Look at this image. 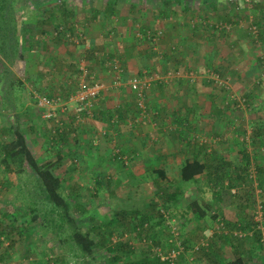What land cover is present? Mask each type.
Instances as JSON below:
<instances>
[{"label": "crops", "instance_id": "1", "mask_svg": "<svg viewBox=\"0 0 264 264\" xmlns=\"http://www.w3.org/2000/svg\"><path fill=\"white\" fill-rule=\"evenodd\" d=\"M175 1L167 9L163 8L159 0H94L93 5L87 4V0H85L83 9V7L78 8L82 4L80 3L81 0H65L62 1L64 10L60 13L69 15L67 21L65 20L67 26H56V24L52 26V29L55 27V30H49L46 28L45 23L41 21L44 19L36 16L33 25L38 34L32 38L30 36H20L21 47L27 51L24 53V50H22L20 59L15 62V70L10 65V71H13L14 84L12 87L11 84H8L10 89L5 93L4 89H0V95L3 91V94L7 96L15 94L14 98L20 99V95L23 96L22 87L26 89L28 86V95L31 94L34 103L35 98L39 96L61 99L60 96L62 95L64 99L61 100L69 101V97L74 92L72 81L75 76L77 78V67L82 61L87 64L90 81L102 82L105 86L92 103L93 115L91 112L87 114L82 109L80 111L83 119L81 127H75L72 130L74 134L85 132V141H87L88 147L93 152L83 151L88 155L86 171L93 176L101 177L95 179L97 180L95 181L97 191L100 189L106 190L110 185L109 183L114 181L121 172H125L126 176H147L149 179L152 174H155L159 181V187L164 193H167L168 190L166 189L172 186V182L174 185L179 184L180 186L189 182L198 184L200 179H203L202 177L207 179L205 177L206 171L200 174L196 180L183 182L180 179L181 167L186 162L204 160L205 156L209 155L206 154L210 150L209 148L213 147V150L218 151L215 155L219 154V142L212 147L208 145H210L211 139L220 134L217 132L214 137H206L204 134L210 126L208 124H211L209 116L214 119L223 117V119L218 118L219 122L226 121L228 118L225 117L231 113L229 111H234L231 109L232 103L227 105L225 97H223L222 105L217 107L216 102H213V105L203 108L201 112L204 115L199 116L200 109H195V107H198L196 101L199 97L207 100L206 92L210 96L215 93L213 91H210V93L209 91H202L206 87H212L208 82L210 80L205 75V71L213 70L220 74L222 69L227 67L229 71H232V77L238 78L240 76L236 75V72H239V69L245 71V68L240 66L239 62L242 55L246 54L231 52L229 53L231 60L228 57L226 58L225 54L216 55V50L224 53L226 51H223V49L225 47L229 49L231 44L227 45L224 42L225 38H223V42L220 41L219 34L207 37L204 35L206 31L209 33V30L215 31L217 29L221 31L216 24L220 27L223 22L216 23L209 19V25L204 26L203 21L196 18L195 4L188 3L187 6L183 7L180 3L178 5L177 0ZM49 3L52 4L53 2ZM206 10L209 11L208 8ZM215 10L217 9L214 8L213 11ZM48 12L49 23L54 20L57 23L61 21L60 13L56 12V9L53 8ZM208 13L211 15L210 11ZM228 14L226 10H217L213 18L217 19L220 15L229 17ZM232 17L230 16V21H232ZM200 21H202L201 24ZM193 22L197 24L192 27ZM149 29L162 32L158 54L150 49L149 43L143 35H140L141 38L136 36L138 32L144 33ZM60 31L58 38L57 34ZM224 32L229 31L225 30ZM108 33L112 34L109 35ZM66 34L70 37H77L78 34H81L83 40L80 42L69 40L65 37ZM228 35L224 36L228 37ZM202 36L204 42L197 40L198 37ZM234 38H236V35H233L232 39L234 40ZM256 44L250 43L248 45L250 52L256 47ZM261 44L264 45V42L262 41ZM197 48L205 50L199 60H197ZM262 49H264V46ZM256 52L258 53L257 49ZM247 54L249 55V53ZM259 55L257 54L259 57L257 58V67L256 64L253 65V71L256 72L254 77L260 79L263 77L262 79H264V68H261V64L264 66V58L261 59V57H264V53ZM220 57L224 58L225 63H227V60L230 64H225ZM109 59H117L123 69L119 76L118 85L113 86L115 72L107 67ZM196 61H200L197 67ZM198 68L199 70H197ZM191 72H193V76H191ZM233 73L236 74L233 75ZM147 75L148 77L160 78V82L152 80L148 89L145 90V110L149 114L146 118H141V109L138 107L135 94L137 89L129 83V80L134 76L146 77ZM222 78L228 79L224 76ZM164 79H167V83L163 81ZM210 96L207 97L213 99ZM240 98L244 99L243 96H240ZM18 106L21 108L22 102ZM234 107L236 105L232 106V108ZM19 108L15 107L17 114L13 113L18 120L20 119L18 117V115L20 116ZM6 110L8 112L2 113V115L7 116L13 122L11 117L13 115L9 114L10 109ZM26 110L27 106L25 105L23 111ZM193 111H195V117L189 119L187 116ZM198 119L203 120L204 123L199 122ZM257 126L258 129H264L262 123H258ZM83 128L84 131H82ZM201 134L202 137H200ZM198 137H204L208 145L201 143ZM220 139L225 140L222 137ZM263 140L264 136L260 137L259 135L256 137L257 143L261 145L259 147L261 152L264 150ZM81 141L84 140L81 139ZM202 142H204L203 139ZM220 155H223V153H220ZM253 156H255V160ZM249 157L250 161H255L257 166L263 169L262 175L264 177V152L261 154L255 152L250 154ZM174 170H178L179 179L177 181H172L170 177ZM124 182H126V179H124ZM206 183L212 186L208 181ZM260 185L262 187L259 188L258 185L257 187L261 190L264 198V181ZM175 191H177L176 188L172 192ZM193 201L188 202V207ZM247 201L248 199L245 198L239 204L224 202L219 206L221 211L216 210L215 213H221L222 218L226 220L231 229L238 225H241L240 227L245 226L244 223H247L248 215L253 211L254 206L251 207ZM197 203L201 208H205V206L210 208L207 203ZM260 203L264 209V199L258 200V205H255V207L260 206ZM230 204L233 207H229ZM236 207L239 209L238 215L233 214ZM189 211L195 217L191 208H189ZM198 222L204 223L203 219ZM181 224V228H183V223ZM196 224L194 228L193 225L187 227V230L191 232L190 242L197 241L198 237L202 235H205V239H207L206 237L210 235L205 225ZM198 226L206 228L201 231ZM183 229L187 235V230ZM193 237H195L194 240ZM230 237L231 235L226 237L222 235L220 242L216 244V240L210 235L208 243L214 252H208V261L218 264L219 261L230 260L225 252V249H228L227 247L230 246L231 249V245L232 248L235 246L234 242V244L230 242L233 240ZM251 244L250 241L248 244L245 243V248H254L250 246ZM243 249L241 251V248L237 249L235 247L231 250L238 257L242 254ZM216 252H220L223 259L220 257L219 260H216L214 258ZM205 260L201 263L205 264Z\"/></svg>", "mask_w": 264, "mask_h": 264}, {"label": "rangeland", "instance_id": "2", "mask_svg": "<svg viewBox=\"0 0 264 264\" xmlns=\"http://www.w3.org/2000/svg\"><path fill=\"white\" fill-rule=\"evenodd\" d=\"M62 1L64 2L65 0H16L11 8L7 9L8 7H5L4 19H8V17H10L9 14L12 12L15 19L16 32L19 35L30 36L32 38L38 34L37 31H35V26L33 25L36 16L44 19L41 21L45 23L46 28L49 30H51L52 26L56 24V26H67L66 21L69 18V15L63 13V16L60 13V11L64 10ZM49 2L53 3L50 4ZM83 2L85 3V0H81L80 3L82 4L81 6H78V8L83 6L85 7ZM88 3L93 5L94 0H87V4ZM194 3V10L197 11L196 18L202 20V24L204 26L209 25V19L218 23L221 18L224 17L223 15H220L219 17L221 18H213L214 13L217 10H226L230 16H233L231 21L232 24H230L228 29L229 32H224L222 34L221 31L215 29V31L209 30L208 33V31L205 30L206 34L204 36L207 37L219 34L220 41L223 42V38H225L224 42H226L227 45L231 44L229 49L226 47L223 49V51H226L224 53L216 50V55L225 54V57H228V59L231 60L229 57V53L231 52L246 54L244 56L242 55L239 62V65L243 66L245 71H241L239 69L240 73H233V75L236 74L240 77L233 78L231 74L232 71H229L227 67L222 69L221 73L219 74L220 79L217 80V83L212 85V87H206L202 90L205 92L209 91V93L210 91H213L215 93L210 96V94L207 95L206 92L207 100H203V98L199 97L196 101L198 107H195L196 110L200 109V112H198V115L200 116L204 115L201 112L202 109L208 108L211 104L213 105V102H216L217 107L222 105L223 97H225L227 105L231 103L232 106L236 105V107H234L235 109L231 106V109L234 111H229L231 113L229 115L227 114L225 117L228 118L226 121L222 120L223 117H216V119H214L209 116L211 124L209 122H205L209 123L208 125L211 126L208 127V130L204 134L206 137H214V134H217V132L220 134L210 140V145L206 143L204 137H198V139H200L201 143H205L210 147L219 142L220 144L218 148L220 151L219 154L216 155L223 153V155H225V160H232L233 163H237L239 159V150L244 152L246 151L249 153V155L254 154L255 152L257 154L264 152V150L262 152L261 150L259 151V147H261V145L257 143L255 138L257 137L255 136L256 134H258V136L260 135V137L264 136V129H261L260 134L259 130H257L258 123H262L264 127V79L259 81L260 78H255L254 76H256V72L253 71V65L256 64V67L258 65L257 58L259 57L257 54L259 55L260 53H264V49H262L264 45L261 44L262 41L264 42V0H214L213 4L217 6V10L213 11V9H210L209 11L211 15L208 13L209 11L205 9L204 5H202V3H206V1H197ZM53 8L54 10L56 9V12L60 13L59 15L61 21L59 23H57L56 20L49 23L47 14H49L48 11ZM202 21L199 23L201 24ZM195 24L197 23L193 22L192 27L195 26ZM258 25H260V32L258 36L256 34V37L253 38L251 34L252 27H255L256 30H258ZM216 26L218 27V24H216ZM219 28H221V26ZM108 34L110 35L112 33ZM226 34H229L228 37L224 36ZM231 35L232 37L233 35H236V38L233 40ZM197 40L204 42L203 36L198 37ZM250 43H257L252 52H250L248 49V45ZM20 45L22 44L20 43ZM256 49L258 50V53L256 52ZM23 50L24 53L27 51L26 49ZM248 50L249 52H247ZM203 53H205L204 49L197 48V60H199V57L202 56ZM247 53H249V55ZM220 58L225 63L224 58ZM226 62L227 63L225 64H230V62L227 60ZM199 63L200 61H196V67ZM11 66L15 70V66ZM6 67L8 70H10V64H6ZM197 70H199V68ZM191 73V76H193V72ZM205 75L209 77L208 71H205ZM223 76L227 77L228 79L223 80ZM13 78L14 76L8 77L3 83L1 81L0 89H4V93L10 89L8 82H12L11 87L13 86ZM210 78L211 76L208 79ZM76 83L77 78L75 76L72 81V85L74 86L73 91L76 89ZM22 88L23 96L20 95L22 102L21 108L18 106L19 103L21 104L20 99L14 98L15 94H10L7 96L6 94H3L2 91V95H0V144L14 140V132L19 130L26 141L27 147L30 149L38 162L47 160L49 158L54 159L56 154L62 157L60 160L61 167L58 169V171H54L53 173L59 174L62 178L63 197L69 198L70 195L74 196L75 191L78 190L79 192L78 195L80 196H78V202L74 204L73 208L69 210L70 215L76 219V224L78 227L80 226L84 229H89V226H91L92 223V216L98 220L109 222L111 219L113 220L111 214L115 211L124 209L130 211L132 209L144 210L154 216L152 219L153 224L157 221L161 223V225L155 224L154 228L158 232L156 234L159 236V239L160 237L162 238L161 244L163 249H166V245L165 242L163 243V240L168 238V234L172 231L171 225L170 223L167 224L170 226V228L169 226L164 228L162 227L163 217L157 218L156 211L150 210V207L147 206L149 201H153L157 205L158 210L162 208L165 211L164 213L167 216L166 221L168 222L174 219L173 222H175V224L178 226L182 225L181 223H183V228L186 230L190 225H193L194 228L197 225L196 223H200L203 226L205 225L208 228L209 234L211 233L210 235L212 238L216 240V244L220 242L222 235L226 237L228 235L233 236L235 233H238V236L242 237V240H246L244 235L251 236L250 231L245 230V232H238L236 229H234L235 227L232 229L229 228L230 225L224 219H222L220 222L222 223L221 226L218 224V226L215 227L213 223H210L209 218L210 215L214 213V211H221L219 206H221L222 203L230 202L232 204L235 202L233 197L235 196L234 193H237V191L249 189V191L253 193L256 191L255 194L259 192L258 189L253 190L250 185H245L243 188L241 181H238L237 184V186L240 184V188H230L231 184H229L227 181H224L221 187L215 188L206 183L207 179L202 177L203 179H200V183L198 184L189 182L187 184H181L180 186L179 184L174 185L172 182V186H169L168 189H166L168 190L167 193H164L158 191L159 181L155 174H152L149 179L147 176H126L125 172H121L120 175L114 179V181L109 183L110 185L106 190H95V179H97L98 176H93L89 174L88 171H86L88 155L83 153V151L86 150L90 153L93 152L91 151V148L88 147L89 145L87 144V141H85V132H80L78 134H74V132H72L75 127H81L83 120L80 110H78L77 104L74 101L62 100L65 102V105H63V108H65L64 112L56 111V115L53 118L47 119L44 117L46 111L42 109L39 110L40 108L37 105L36 98L34 103L31 94L30 96L28 95V86L26 87L28 90H26L25 87ZM207 96L213 97V99H209ZM240 96H243L245 100L240 98ZM60 97L61 99H64L62 95ZM25 105L27 106V110L24 112L23 108ZM15 107L17 109L19 108V120L16 115H13V113L17 114ZM6 109H10L9 114L13 115L11 116L13 122L10 120V118H7V116L4 117L2 115V113L8 112ZM195 111L190 112L187 117H189V119L195 117ZM148 114L149 113L147 110H145V113L140 117L146 118ZM24 115L25 117L23 118ZM218 118H222L220 119L222 121L219 122ZM198 120L199 122L204 123L203 120ZM82 131H84V128ZM202 136L203 135L201 134L200 137ZM221 137L225 138V140L222 141L220 139ZM81 139L84 141H81ZM202 139L204 142H202ZM209 149L210 150H208L206 154H210L212 152L214 154L216 152L218 153L216 149V151L213 150V147ZM253 159L255 160V156H253ZM251 163L253 164L251 165L252 167H254V165L255 168L257 167L255 161H251ZM158 164H160V162H158ZM236 166L237 165H235L233 170L229 168L228 172L233 171V173H237V170L235 169ZM170 177L172 181H177L179 179L178 170H174V173ZM112 178L114 177L112 176ZM124 179H126V182H124ZM3 181L6 182L5 187L2 186ZM255 182H252L253 187H257ZM0 186H2L0 187V221L3 222L1 228L5 230V227L7 229L15 222V229L12 230L11 235L13 239L12 241H14L12 246H10L11 244H9V240L5 241L2 237H0V255H4V258L0 260V264H43V262L40 261H45L46 264H65L63 261L64 257H61V253H59L61 244L58 243L57 234L55 232L62 231L63 233H69L70 230L65 221L62 226H57L56 223H60L61 220L58 219L59 216L56 212L51 211V205H49L40 194L36 177L27 168H25V166L24 170H22L20 173H14L12 171H6L5 167L0 165ZM132 188L134 189L131 190ZM175 188L178 192H172ZM215 192L218 193V196L214 194ZM255 194L253 195L254 201L258 202V200L264 199L263 195L260 197V199H258V196H255ZM244 197L245 196L242 195L241 200H244ZM193 200L199 202V204L207 203L210 206V210L208 212L206 211V215H204V223L198 222L199 219L193 217L189 211L188 204ZM81 204H84V207ZM231 204L229 207H233ZM30 209H36L40 215V218L35 223H32L30 226H28L29 223L27 220H29L30 217L28 215L24 216V214L20 213L19 211L25 210V213L28 214ZM202 210H205V208ZM238 210L239 209L236 207V210L233 211V214L238 215ZM2 212H5L4 217L1 215ZM218 215L222 217L221 213H218ZM116 218L121 219L120 217ZM190 219L192 221H189ZM53 221L55 224L52 225L51 222ZM161 227L163 228V231L160 230ZM183 228L181 230L185 234V230ZM164 229H166V232ZM118 233V238L122 239V231L119 230ZM118 233H116V235ZM187 233V236L190 237L191 232L187 230ZM67 236L68 234L59 236V238H61L62 241L67 242ZM169 241H173V238H170ZM229 247H227L228 249H225V252L229 256L230 260L225 262L219 261L218 264H230V262L234 260V257H237V255L231 250L232 248L230 249ZM191 257L192 256L187 258L188 263L183 261L181 263L202 264L197 262L196 259L192 260ZM220 257V252H216L214 258L217 259ZM208 260L209 258L205 260V264H212V262ZM203 261L204 260L202 259V262ZM254 264H264V252L258 255V260L256 259Z\"/></svg>", "mask_w": 264, "mask_h": 264}, {"label": "trees", "instance_id": "3", "mask_svg": "<svg viewBox=\"0 0 264 264\" xmlns=\"http://www.w3.org/2000/svg\"><path fill=\"white\" fill-rule=\"evenodd\" d=\"M15 1L16 0H0V79L2 82H4L8 77L13 76V72L7 69L6 64L14 66L16 60L20 59L21 52L24 49L20 45V43H22L20 40V36L22 37V35H19L16 32L15 19L12 12L9 14L10 17H8V19H4L5 7L7 6V9L11 8ZM159 1L162 3L163 8L167 9L170 7V5L176 2L175 0ZM197 1H206V3H202L205 9H217V6L213 4L214 0H177V3L178 5L180 3L183 7H185L188 3L195 4L194 2ZM224 18L226 19L224 20ZM219 22H223L221 25L232 24V22L230 21V15L229 17H225L224 15V17L221 18ZM260 25L257 26V36L260 32ZM220 30L222 34L225 31V29ZM60 33L61 31L57 34V37ZM253 38L255 37L253 36ZM263 58L264 57H261V59ZM109 61L110 59L108 60V62ZM261 68H264L262 64ZM208 72L213 73L218 77V79H220V75L217 72L213 70ZM159 80L160 78H157V80L155 81L160 82ZM209 80L210 81L208 82H210L211 85H215L217 83V81H215L212 77ZM261 80L263 79H260L259 81ZM8 84L10 85L12 84V82H8ZM136 99L138 103L137 96ZM258 130L260 134L261 129L259 128ZM255 136H258V134H256ZM238 156V162L233 163L232 160H225V157L223 155H215L212 152L209 155L205 156V158L203 157L204 160L202 161L193 160L190 162H186L180 169V179L183 182L196 180V178L200 174L206 171L205 177H207V181L211 183V185L215 188L221 187L224 181H227L231 185H236H230V188H240V184L238 186L237 184L238 181H241L243 184V188L245 187V185H250L253 190H259V192L256 194V191L253 193L249 191V189H242L240 191H237L238 194L234 193L235 196L233 198L237 204L240 203L241 197L243 195L245 196L244 199H248L247 203L254 206L252 209L253 211L250 213V215H248L249 219L248 221H246L247 223H244L245 226L240 227L241 225H238L234 228L238 232H245V230L250 231L251 236L244 235V238H246V240H242V237L238 236V233H235V235L230 237L231 239H233L230 242H232V244L236 243V246H234V248H232L233 246L231 245L232 249H235V247H237V249L241 248L242 251V249L244 248L240 256L234 257L232 264H254L256 259L258 260V255L264 252V243L261 240L262 231L259 228L261 226H264V209L261 202V215L259 216L260 219H257V213H255L257 210L255 205L258 202L254 201L253 198L254 194L255 196H258V199H260V197L262 196L261 190L259 188L262 187L260 184L262 181H264V177L262 175L263 169L259 166H257L256 168L255 165L254 167L251 166L253 164L250 161L248 153L239 150ZM61 159L62 157L56 154L54 159L49 158L47 160L38 162L33 156L30 149L27 147L26 141L19 130H16L14 132V140L0 144V165L4 166L6 171H12L14 173H20L22 170H24L25 166V168H27L36 177L39 186V192L43 196L44 200L49 205H51V211L56 212L59 216L58 219H60L61 222L56 223L57 226H62L64 221L65 223H67L70 230L69 233L54 231L57 234L58 243L61 244L59 253H61V257H64L63 261L65 264H180L182 261L188 263L187 258H189L190 256H192V260L196 259L197 262L201 263L202 259L205 260L206 258H209L208 252H214L213 248H210V244H208V239H205V235H202L201 237L199 236L197 241L195 242H190L191 239L187 237L184 232H182L181 225H176L175 222H173L174 220H170L169 222L166 221L167 216L164 213L165 211L162 208L158 210L157 205L153 201H149L147 203V206L150 207V210L156 211L157 218L163 217L162 227L164 228L169 226L167 225L169 223L171 225L172 231L170 233L172 234L169 233L168 238L163 240V243L165 242L166 249H163L161 244L162 238L160 237L159 239V236L156 234L158 232L154 228L155 224L161 225V223L157 221L153 224L152 219L154 218V216L144 210L132 209L130 211L124 209L115 211L111 214L113 220L111 219V221L109 222L98 220L97 218L92 216V227L89 226V229H84L80 226L78 227V225L76 224V219L72 215H70L69 210L73 208L74 204L78 202L77 199L78 196H80L78 195L79 192L78 190L75 191L74 196L70 195L69 198L63 197L62 178L59 174L53 173L54 171H58V169L61 167ZM234 164L237 165L235 168L237 170V173H233V171L228 172L229 168H231L232 170L234 169ZM252 182H255L259 188L256 186L253 187ZM2 184L3 187L6 186V182L4 181ZM94 188L95 190H98L95 184ZM158 191L162 192V189L158 187ZM214 194L218 196L217 192H215ZM81 205L84 207V204ZM189 208H191L192 213L195 215V218L199 220H204L205 218L203 217L204 215H206V211L208 212L210 210L208 206H205V210H202L203 208L199 207L197 201H193L190 204ZM19 212L24 214V216L28 215L30 217L29 220H27V222L29 223L28 226H30L32 223H35L40 218V215L36 209H30L28 214L25 213V210H21ZM1 215H3L4 217L5 212H2ZM116 217H120L121 219H117ZM209 218L210 223H213L215 227L218 226V224H220L219 226L222 225V223L220 222L223 218L215 213V211L210 215ZM14 223L10 227L8 226L9 228L6 229L5 227V230H3L1 228L3 222L0 221V237H2L5 241L9 240L8 242L9 244H11L10 246H12V244L14 243L11 237L12 230L15 229ZM51 224H55L54 221L51 222ZM162 227L160 230L163 231ZM199 228L202 231L206 227L202 226ZM119 230L123 233L122 239L118 238ZM164 231L166 232V229H164ZM116 233L118 234L116 235ZM66 234H68V240L67 242H64L61 238H59V236H64ZM209 236L206 238H209ZM170 238H173V241H169ZM194 238L195 237H193V240ZM248 238L253 239L251 241V239ZM249 241L252 243L250 246L254 248H245L244 244H248ZM173 243L177 246H175ZM173 249L176 254L174 253ZM173 254L174 256H172ZM3 258L4 255L1 254L0 260ZM221 258L223 259L222 256ZM216 260H219V258H217ZM40 262L46 264L45 261ZM212 264H214V262Z\"/></svg>", "mask_w": 264, "mask_h": 264}, {"label": "built area", "instance_id": "4", "mask_svg": "<svg viewBox=\"0 0 264 264\" xmlns=\"http://www.w3.org/2000/svg\"><path fill=\"white\" fill-rule=\"evenodd\" d=\"M235 1V0H231ZM237 1V0H236ZM247 1V0H245ZM230 25H221V28L219 29H225L228 31ZM218 28V27H217ZM251 34L256 37L257 30L255 27H252ZM140 35H143L146 40L149 43L150 49L155 52L159 53V43L162 36V32L160 30L151 31L150 29L145 31L144 33L138 32L136 34L137 37L141 38ZM65 37L69 40H74L75 42H80L83 40V37L81 34H78L77 37H70L68 34L65 35ZM107 67L112 69L115 72L114 80H113V86L119 84V76L123 72V69L121 65L119 64L117 59H110L109 62H107ZM209 77L211 76L215 81L219 80L216 75H214L211 72H208ZM90 72L88 70L87 64L82 61L78 64L77 67V83H76V89L74 90L73 94L69 97V101H74L77 104L78 110H85L87 114L92 113V103L94 100L97 99L99 96V93L101 90L105 88L104 84L102 82H91L90 81ZM157 80V78L148 77V75L145 77H137L134 76L129 80V83L135 87L136 90V96L138 98V107L142 110L141 116L144 114L145 109V103H144V92L146 89H148L151 81ZM167 79H164L163 81L167 83ZM37 105L40 109L46 111L44 114V117L47 119H51L56 115V111L64 112L65 108H63V105H65V102H63L58 97H46V96H39L36 98ZM91 116V115H90ZM256 218L260 219L261 215V207L258 206L256 208ZM261 229V237L262 242L264 243V226L259 227ZM175 253V252H174ZM174 256V254L172 255Z\"/></svg>", "mask_w": 264, "mask_h": 264}, {"label": "clouds", "instance_id": "5", "mask_svg": "<svg viewBox=\"0 0 264 264\" xmlns=\"http://www.w3.org/2000/svg\"><path fill=\"white\" fill-rule=\"evenodd\" d=\"M46 97H48V96H46ZM64 102V101H63ZM39 110H41V109H39Z\"/></svg>", "mask_w": 264, "mask_h": 264}]
</instances>
